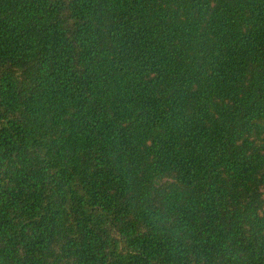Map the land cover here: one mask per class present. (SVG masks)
<instances>
[{
    "label": "trees",
    "instance_id": "1",
    "mask_svg": "<svg viewBox=\"0 0 264 264\" xmlns=\"http://www.w3.org/2000/svg\"><path fill=\"white\" fill-rule=\"evenodd\" d=\"M0 264H264V0H0Z\"/></svg>",
    "mask_w": 264,
    "mask_h": 264
}]
</instances>
